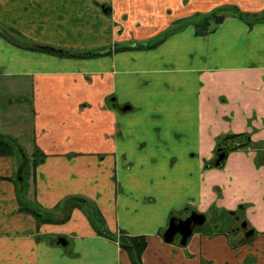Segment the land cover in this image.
I'll return each mask as SVG.
<instances>
[{
    "label": "crops",
    "instance_id": "crops-1",
    "mask_svg": "<svg viewBox=\"0 0 264 264\" xmlns=\"http://www.w3.org/2000/svg\"><path fill=\"white\" fill-rule=\"evenodd\" d=\"M213 1L0 0L1 22L66 53L0 34V80L30 79L24 143L44 155L19 184L17 157L0 156V264H105L108 251L132 264L86 209L37 224L21 197L43 209L87 199L117 238L145 237L142 264H264V18L250 17L264 0ZM221 3L238 12L204 34L201 18L182 20ZM235 134L249 146L214 165ZM193 211L210 226L165 242L169 219Z\"/></svg>",
    "mask_w": 264,
    "mask_h": 264
},
{
    "label": "trees",
    "instance_id": "trees-1",
    "mask_svg": "<svg viewBox=\"0 0 264 264\" xmlns=\"http://www.w3.org/2000/svg\"><path fill=\"white\" fill-rule=\"evenodd\" d=\"M236 12H233V13H236ZM223 17L224 16H215L213 23H209V21L211 20V16L205 17L201 21V23L196 24L197 32L201 34L208 32L211 29L210 25L219 22ZM250 17L253 20H255L258 17H264V13L250 14ZM0 34L6 37L8 40H11L9 37L6 36L4 32H0ZM14 43L16 45H19L21 47H26L31 50H40L44 52L54 53L52 51H49L46 46H34V45H30L29 43H23L21 41H18V42L15 41ZM58 54L64 55L66 53L65 51L62 50ZM67 55H74V54L68 53ZM225 139L229 141L230 146L227 149L225 147H222L220 151L235 150L238 148H245L249 146L247 136L242 135V134L229 135L225 137ZM242 140L244 141L242 142ZM16 152H19L17 155H20L23 158L21 162H19V166H20L19 176L22 181L23 173L26 167L25 162L28 161V158L26 154L24 153L23 148L20 146V144L17 142L15 138L0 133V156L18 157L16 155ZM32 155H33V158H32L33 165L41 161L44 156L43 153L37 150ZM20 192H21V195H23V190H21ZM20 200L22 201L21 208L25 210L26 212L31 213L37 224L64 221L69 217V213L71 209L75 207L86 208L89 214L90 221L93 227L95 228V230L98 232V234L105 236L107 238L116 239L120 248L128 254L132 264H142L141 255L146 247L145 237L144 236H132V235L126 234L124 231H121V233L119 234L117 238L114 234H112L104 226L103 227L101 226L97 229L96 226L94 225V218L96 217V214H97V211H96L97 208L95 207L93 203H91L87 199L68 197L52 209H43L37 204L35 205L33 203H29L27 200L23 199L22 197L20 198ZM102 221L104 223V220Z\"/></svg>",
    "mask_w": 264,
    "mask_h": 264
},
{
    "label": "rangeland",
    "instance_id": "rangeland-1",
    "mask_svg": "<svg viewBox=\"0 0 264 264\" xmlns=\"http://www.w3.org/2000/svg\"><path fill=\"white\" fill-rule=\"evenodd\" d=\"M185 2L188 3L189 5H194L195 8H197L198 5H200L203 8V7H206V4L209 5L213 3L214 1L213 0H210V1L185 0ZM233 12H236L234 5H232L231 3H221V5H213L212 7H209L208 11H202L201 13H198L196 9V13L193 16L185 17L182 20H188V18H193V17L198 18L199 17L201 18V21H202L205 17L211 16V20L209 21V23H213L215 16H226L228 14H233ZM257 13L258 14L264 13V10H262L261 12H257ZM8 17L11 19L10 16ZM262 18L264 17H258L257 20H260ZM211 26L212 25H210V27ZM0 32H5L6 34L9 35V38H12L11 40L13 39L17 40L16 42L18 41L23 42L24 40H28L29 42L34 44V46H45L46 45V44H42L38 42L36 43L29 38H25L22 34L17 33L13 28H11L10 25L4 22H1V19H0ZM33 51L34 53L40 52V53L60 55L55 52L49 53V52H44L40 50H33ZM21 83L23 85L21 90L16 91L15 89H13L14 86L21 88L20 87ZM0 85H1L0 86V111H4L2 113L3 116H0V133L5 134L7 136H11V137L15 136L13 138H15L17 142L20 144V146L23 148V151L26 154L30 162L31 158H33V155L30 154V151L27 145L24 143L25 142L24 140H30L28 139L29 137L26 133H28V125L31 122V118H32L30 102L32 98L31 94H32L33 89L31 85V81L27 77H18V76L13 77L12 76V77H8L6 79L0 80ZM5 100L6 102H4ZM7 109L8 111L6 112L5 110ZM16 110H18L19 113L16 112ZM17 132H19V134ZM18 153L19 152H16V155ZM17 156H18L17 157L18 161L21 162L23 158L20 155H17ZM25 166L26 167H25L24 172H26L28 168V164L26 163ZM15 179L17 183L20 182L18 181V179H20L19 176H17ZM82 208L86 209L84 207ZM96 211H97V214H96V217L94 218V225L96 226L97 229L101 226L102 227L104 226L106 228L105 224L102 221L103 217H102L101 212L98 210V208ZM212 216L215 217V214H213ZM220 220L222 221V227H223L222 229L226 228L228 223H226L225 221L229 220L228 218H226V215L222 214V218ZM211 221H212L211 217L206 216V221L201 226L200 229H206L207 227H209ZM179 240H180V237L179 235H177L176 241L178 242ZM113 261H114L113 253L111 254L108 251L107 261L105 264H114Z\"/></svg>",
    "mask_w": 264,
    "mask_h": 264
},
{
    "label": "water",
    "instance_id": "water-1",
    "mask_svg": "<svg viewBox=\"0 0 264 264\" xmlns=\"http://www.w3.org/2000/svg\"><path fill=\"white\" fill-rule=\"evenodd\" d=\"M106 11V10H105ZM49 51L60 53L62 49H58L55 47L46 46ZM219 154L217 155L214 165L222 166L226 153L224 151H218ZM21 179V178H20ZM205 215L203 213H199L196 211L191 212L188 216L184 218H178L176 216H172L169 219L168 225L163 233V239L167 243H171L174 238L179 235L180 245H186L187 240L192 236L194 230L201 226L205 222ZM242 227L246 226V223L241 224ZM253 234V230H249L246 232L245 236L250 237ZM61 238L57 242L58 243H66Z\"/></svg>",
    "mask_w": 264,
    "mask_h": 264
},
{
    "label": "flooded vegetation",
    "instance_id": "flooded-vegetation-1",
    "mask_svg": "<svg viewBox=\"0 0 264 264\" xmlns=\"http://www.w3.org/2000/svg\"><path fill=\"white\" fill-rule=\"evenodd\" d=\"M50 47H51V46H50ZM218 154H219V153H218ZM218 154H217V155H218ZM175 216L178 217V218H184V216H181V214H180V215H175ZM242 223H243V222H241L239 226H240V228L244 229V232H245V234H246V232H248L250 229L247 228V225H246L245 227H242V226H241Z\"/></svg>",
    "mask_w": 264,
    "mask_h": 264
}]
</instances>
